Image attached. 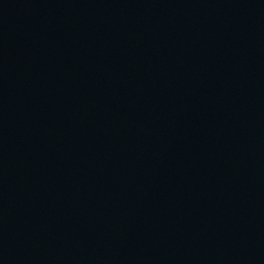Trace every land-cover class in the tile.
<instances>
[{
  "label": "water",
  "instance_id": "water-1",
  "mask_svg": "<svg viewBox=\"0 0 264 264\" xmlns=\"http://www.w3.org/2000/svg\"><path fill=\"white\" fill-rule=\"evenodd\" d=\"M0 264H264V0H0Z\"/></svg>",
  "mask_w": 264,
  "mask_h": 264
}]
</instances>
